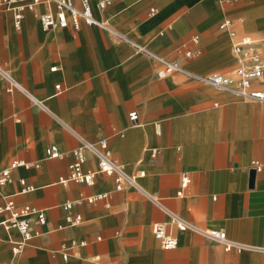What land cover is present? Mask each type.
I'll return each instance as SVG.
<instances>
[{
  "label": "crops",
  "instance_id": "0c3cea01",
  "mask_svg": "<svg viewBox=\"0 0 264 264\" xmlns=\"http://www.w3.org/2000/svg\"><path fill=\"white\" fill-rule=\"evenodd\" d=\"M89 1L112 31L194 73L237 81L233 45L245 39L264 63V0H116L102 10L103 0ZM43 12H27L18 29L13 13L0 10V67L47 108L21 90L9 92L0 74V172L14 162L30 165L14 169L1 194L46 217L45 225L36 215L28 219L32 238L18 256L21 233L0 231V264H264V103L182 75L161 80L155 59L113 33L85 25L44 31ZM225 21L228 29L221 28ZM253 87L264 90V75ZM133 111L138 125L129 118ZM83 140L107 141L145 193L244 248L227 251L176 230L178 246L166 250L153 227L168 217L141 190L118 191L105 174L92 186L61 183ZM52 147L60 158L48 156ZM254 161L263 168L252 186ZM97 167L88 155L85 170ZM76 216L82 222L70 224Z\"/></svg>",
  "mask_w": 264,
  "mask_h": 264
},
{
  "label": "built area",
  "instance_id": "2783aa9c",
  "mask_svg": "<svg viewBox=\"0 0 264 264\" xmlns=\"http://www.w3.org/2000/svg\"><path fill=\"white\" fill-rule=\"evenodd\" d=\"M116 0H103L99 2V9H105ZM39 7L44 8V12L40 16L41 26L44 31H50L53 29H67L73 27L74 29H80L82 26L97 27L102 30L113 33L118 38L124 40L130 44L137 53L145 54L153 59L160 65V70L157 75L158 78L163 80L172 75H182L194 82L202 85L213 87L221 92L235 95L242 101H250L257 103H264V90L254 89L253 83L260 80L264 75V63L261 55L258 51L252 49L250 46L252 42L245 39L243 41L236 42L233 45V50L237 56L239 68L236 72L237 81L232 77L219 74H197L187 70L180 62L172 61L166 57L153 53L148 48L137 44L135 41L129 39L125 35L114 32L110 29L109 24L105 21L99 20L94 15V9L89 0H0V10H8L13 13L14 25L16 28H21L25 15L27 12H34ZM156 10L152 9L151 13H155ZM230 27V21H225L222 25V29H228ZM234 37L236 33L230 32ZM190 57L191 54H188ZM54 70L57 68H53ZM0 74L9 83V92L15 90H21L29 96L36 104L43 106V102L38 101L22 88L11 75L8 74L3 68L0 67ZM57 95L63 92L62 86L57 85ZM47 109V108H46ZM130 120L138 125L139 113L133 111L129 114ZM83 145L80 148L74 149L72 155L74 158L73 164L70 166L71 173L68 178H61V183H67L73 181L75 183L92 186L95 183V178L99 174H105L112 177L115 180L116 189L118 191L124 190L127 186H131L138 190H141L149 199L152 200L162 211L167 215L168 220L163 223H157L153 227V232L162 244V247L166 250L176 249L178 246V239L174 235V231H180L182 233L192 232L202 237L210 239L211 241L218 242L225 246L227 251L232 249L241 250L243 245L235 241L230 240L227 237V233L224 230L218 229H204L196 223L185 220L178 213L169 209L161 199L154 198L151 195L144 192L139 186L137 176L129 174L126 171L125 166L116 161L112 152L109 149L107 141H102L100 144H94L89 141L83 140ZM50 158L57 159L62 156L61 152L55 147L49 148L46 152ZM156 153H152L155 156ZM88 155H91L97 161V170H85V164L88 160ZM17 167L29 168L30 165L24 162H14L10 168L0 172V199L5 200V203L0 206V215H7V217L0 221V231H12L17 230L21 233L23 241L15 243L14 254L20 255L31 240L32 235L29 231L28 219L36 215L41 225L46 224V217L42 211L33 209L30 206L18 209L13 200L5 198L1 194V189L12 181V172ZM262 165L254 161L250 168V177L252 186L255 183L256 175L262 171ZM145 172L141 171L139 177H143ZM183 187H187V182L184 181ZM29 189H27L28 191ZM182 192L178 195L182 196ZM106 195L98 197H92L89 202L93 203L98 199H102ZM72 204H66L65 209L70 210ZM70 224L78 225L82 222L81 216H76L69 219Z\"/></svg>",
  "mask_w": 264,
  "mask_h": 264
}]
</instances>
